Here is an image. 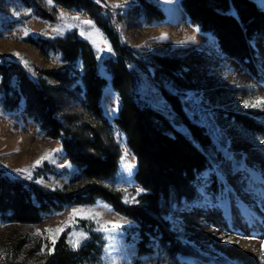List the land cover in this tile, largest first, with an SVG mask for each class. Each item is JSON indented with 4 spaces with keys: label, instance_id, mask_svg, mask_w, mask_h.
<instances>
[{
    "label": "rangeland",
    "instance_id": "rangeland-1",
    "mask_svg": "<svg viewBox=\"0 0 264 264\" xmlns=\"http://www.w3.org/2000/svg\"><path fill=\"white\" fill-rule=\"evenodd\" d=\"M33 1L52 19L38 18L21 0H0V54H8L20 62L33 76L42 71L61 72L65 63L54 52L42 55L27 38L52 39L75 30L90 44L100 75L108 79L101 104L113 129L107 134L102 132L101 139L120 152L111 188L120 191L123 201L130 203L140 193L135 182L137 163L124 135L114 124L117 97L102 64L104 58L112 55L109 43L85 12L63 9L51 0ZM103 1L121 17L117 28L123 41L139 53L174 56L197 50L208 58L205 73L208 80L199 90L182 89L168 76L155 81L150 69L148 74H139V88L151 107L169 117L172 111L158 87L177 96L181 111L203 127L221 156L212 161L213 172L226 187L223 190L221 186L218 194H212L196 181L199 197L166 215L170 227L183 239L182 248L191 253L180 261L168 258L156 246L145 248L149 250L146 256H136L134 245L126 235L128 221L110 204L97 199L91 205L71 206L45 214L38 224L0 220V264L9 247L21 238L28 242L19 244L18 256H25L30 264H43L46 246L53 244V237L56 240L66 228L69 229L67 243L71 247L88 241L91 233L98 234L104 243L102 264H264V137L241 128L233 119V115L243 114L264 124V106L245 107V101L264 99V42L254 40L259 72L251 75L236 61L219 54L209 32L189 23L179 0H149L165 17L161 22L149 23L128 15L133 0ZM251 1L264 10V0ZM81 72L79 62L67 71L70 80L62 89V115L72 132L85 136L97 125L78 105L83 93L77 88L80 84L77 76ZM43 79L51 86H58L51 78ZM175 128L184 131V127ZM0 169L11 181L33 182L42 191L70 193L83 183H90L71 180L76 169L60 143L48 138L38 124L22 114L21 108L8 113L0 107ZM117 224L120 227L116 231L104 230ZM56 229L62 231L57 233ZM38 243L40 248L35 249Z\"/></svg>",
    "mask_w": 264,
    "mask_h": 264
},
{
    "label": "trees",
    "instance_id": "trees-1",
    "mask_svg": "<svg viewBox=\"0 0 264 264\" xmlns=\"http://www.w3.org/2000/svg\"><path fill=\"white\" fill-rule=\"evenodd\" d=\"M21 1L38 18L52 19L35 1ZM133 1L128 15L148 23L164 20L161 9L149 0ZM51 2L66 10L85 12L109 43L112 55L104 58L102 64L117 97L114 124L136 158L135 182L140 193L130 203H125L120 191L111 188L120 152L101 139L102 132L107 134L113 129L101 104L108 79L100 75L90 44L75 30L52 39L29 37L27 42L42 55L59 54L65 66L61 72L42 71L30 76L20 62L8 54H0V107L8 113L21 108L22 114L38 124L48 138L60 143L76 169L71 180H89L90 183H83L70 193L42 191L33 182L11 181L0 169V220L38 224L45 214L71 206L91 205L102 199L128 221L126 235L134 245L136 256H146L149 250L145 248L156 246L175 262L190 257L191 253L182 248L181 235L170 227L166 215L184 202L199 197L196 181L209 193L218 194L222 184L213 172L212 161L221 156L203 127L190 121L181 111L177 96L158 87L172 111L171 117L151 107L139 88V74H148L150 69L155 81L168 76L182 89L199 90L208 80L205 76L208 58L197 50L174 56L139 53L123 41L117 28L121 17L103 0ZM179 2L189 23L212 35L219 54L236 61L251 75H258L253 43L255 39L264 42L263 9L251 0ZM78 62L82 72L77 76L80 83L77 88L83 90L78 105L97 125L85 136L72 132L62 115V89L70 80L67 71ZM44 77L53 79L58 86H51ZM233 119L241 128L264 137V124L243 114L233 115ZM178 126L184 127V131L177 130ZM68 233L69 229H64L54 246H46L43 264H102L104 243L98 234L91 233L88 241L71 247L67 243ZM22 242L28 240L21 238L10 246L1 264H30L25 256L20 257L16 252ZM39 248L38 243L35 249Z\"/></svg>",
    "mask_w": 264,
    "mask_h": 264
},
{
    "label": "snow or ice",
    "instance_id": "snow-or-ice-1",
    "mask_svg": "<svg viewBox=\"0 0 264 264\" xmlns=\"http://www.w3.org/2000/svg\"><path fill=\"white\" fill-rule=\"evenodd\" d=\"M78 19V18H77ZM85 24H91V21H84ZM258 106H264V99H260L257 98L254 101H245V107H258ZM40 161H37V164H39ZM74 216L76 215L75 213L73 214ZM120 227V225H111L110 228H106L104 230L106 231H116L118 228ZM50 233L52 232V230H48ZM57 233H59L60 231H62V229H56L55 230ZM86 239V237H83ZM55 243V239L53 237V246ZM76 246H79V243L77 242ZM262 253H264V246H262Z\"/></svg>",
    "mask_w": 264,
    "mask_h": 264
},
{
    "label": "bare ground",
    "instance_id": "bare-ground-1",
    "mask_svg": "<svg viewBox=\"0 0 264 264\" xmlns=\"http://www.w3.org/2000/svg\"><path fill=\"white\" fill-rule=\"evenodd\" d=\"M225 251V250H224Z\"/></svg>",
    "mask_w": 264,
    "mask_h": 264
}]
</instances>
